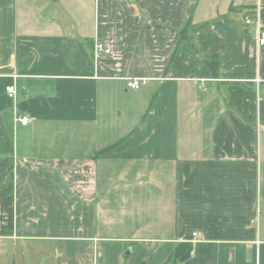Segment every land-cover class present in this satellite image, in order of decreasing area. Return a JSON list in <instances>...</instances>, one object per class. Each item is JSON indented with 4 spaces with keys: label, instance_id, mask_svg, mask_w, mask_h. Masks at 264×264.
Returning a JSON list of instances; mask_svg holds the SVG:
<instances>
[{
    "label": "crops",
    "instance_id": "crops-1",
    "mask_svg": "<svg viewBox=\"0 0 264 264\" xmlns=\"http://www.w3.org/2000/svg\"><path fill=\"white\" fill-rule=\"evenodd\" d=\"M256 11L0 0V264H264Z\"/></svg>",
    "mask_w": 264,
    "mask_h": 264
},
{
    "label": "built area",
    "instance_id": "built-area-1",
    "mask_svg": "<svg viewBox=\"0 0 264 264\" xmlns=\"http://www.w3.org/2000/svg\"><path fill=\"white\" fill-rule=\"evenodd\" d=\"M262 2L263 0H259ZM245 25L246 26H254L255 32H256V45L257 47H264V26L261 22L259 12L256 11L253 14L248 15L245 20ZM96 50L97 52H104V53H109L110 50L106 48L103 44L101 43H96ZM143 84V80H138V79H132L126 81V86L127 88L130 89H137L140 87V85ZM16 93V88L13 84L8 85L6 87V94L8 97L13 98ZM16 120L22 125L26 126L29 123L30 117L28 115H18ZM193 236H196V232L192 233Z\"/></svg>",
    "mask_w": 264,
    "mask_h": 264
},
{
    "label": "trees",
    "instance_id": "trees-1",
    "mask_svg": "<svg viewBox=\"0 0 264 264\" xmlns=\"http://www.w3.org/2000/svg\"><path fill=\"white\" fill-rule=\"evenodd\" d=\"M185 41L188 42L189 47H190V50H191V49H192V47H191V41H190V39H189V37H188L187 28H184V29H183V32H182V34H181V36H180V38H179L178 46H179L180 44H183ZM178 46L176 47V49L178 48ZM208 64H209L210 66H212V68H215V66H216V64H217V58H216V56H214V55L211 56L210 60L208 61ZM214 74H216V72H214Z\"/></svg>",
    "mask_w": 264,
    "mask_h": 264
},
{
    "label": "rangeland",
    "instance_id": "rangeland-1",
    "mask_svg": "<svg viewBox=\"0 0 264 264\" xmlns=\"http://www.w3.org/2000/svg\"><path fill=\"white\" fill-rule=\"evenodd\" d=\"M2 258H3V263L6 264V263L8 262V261L6 260V257H5V260H4V255L2 256ZM43 258H45L46 261L49 260V257H48V256H45V257L43 256ZM13 263H15V262H13Z\"/></svg>",
    "mask_w": 264,
    "mask_h": 264
}]
</instances>
